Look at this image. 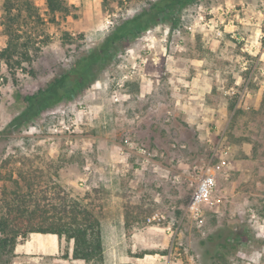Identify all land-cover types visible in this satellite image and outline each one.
Listing matches in <instances>:
<instances>
[{
    "label": "rangeland",
    "instance_id": "374dc122",
    "mask_svg": "<svg viewBox=\"0 0 264 264\" xmlns=\"http://www.w3.org/2000/svg\"><path fill=\"white\" fill-rule=\"evenodd\" d=\"M32 1L40 22L20 26L26 48L0 63L6 232L27 223L20 210L45 224L70 197L99 220L103 264H264V0H198L128 31L87 88L35 118L27 97L159 0H68L53 18ZM7 41L0 19V51ZM222 160L195 217L196 184ZM154 213L164 220L149 223ZM71 248L62 239L37 263L7 245L0 264H87Z\"/></svg>",
    "mask_w": 264,
    "mask_h": 264
},
{
    "label": "trees",
    "instance_id": "16d2710c",
    "mask_svg": "<svg viewBox=\"0 0 264 264\" xmlns=\"http://www.w3.org/2000/svg\"><path fill=\"white\" fill-rule=\"evenodd\" d=\"M43 1L46 13L50 17L69 15L68 0ZM196 1L198 0H159L152 5L149 13L145 14L135 27H132L133 23L129 25L130 22L123 24L121 35L114 34L107 37L101 46L79 59L70 70L51 81L46 89L39 90L35 96L27 97L30 117H38L46 109L64 99L73 98L78 92L87 88L112 57L110 50L118 47L117 41L120 37L128 38L137 31L146 30L164 16L182 10ZM0 19L4 32L8 36L6 47L0 51V63L8 66L13 57L18 54V49L26 48L25 44L19 43L20 26L31 19L40 22V18L32 0H3ZM129 27H132V30H128ZM58 205L59 208L57 206L54 208V214L42 218L46 220L45 224H32V213L29 212L28 216H24L22 212L25 210L19 211V217L27 218V223L18 225L14 232L11 233V230L6 232L8 226L2 223L0 231L5 235L0 240V250L8 245L11 246V251H14L18 237L26 238L32 233L52 234L72 243V260L87 264H103L104 252L98 218L77 198H61ZM6 233L11 235L8 237Z\"/></svg>",
    "mask_w": 264,
    "mask_h": 264
},
{
    "label": "built area",
    "instance_id": "2783aa9c",
    "mask_svg": "<svg viewBox=\"0 0 264 264\" xmlns=\"http://www.w3.org/2000/svg\"><path fill=\"white\" fill-rule=\"evenodd\" d=\"M210 23L211 22L208 21L207 25H209ZM137 152L139 154H144L145 150L142 148H138ZM224 165V160L211 165L207 168L206 172L197 182L188 208L191 214H193L195 217H198L200 213L199 208L210 199L211 194L216 186V174L220 173L223 170ZM163 220V216L158 213H154L151 217L148 218L149 223H161Z\"/></svg>",
    "mask_w": 264,
    "mask_h": 264
},
{
    "label": "crops",
    "instance_id": "0c3cea01",
    "mask_svg": "<svg viewBox=\"0 0 264 264\" xmlns=\"http://www.w3.org/2000/svg\"><path fill=\"white\" fill-rule=\"evenodd\" d=\"M61 241L62 239L52 234L33 233L29 235L26 241L15 245L14 253L21 256H31V259L40 263L59 254Z\"/></svg>",
    "mask_w": 264,
    "mask_h": 264
}]
</instances>
